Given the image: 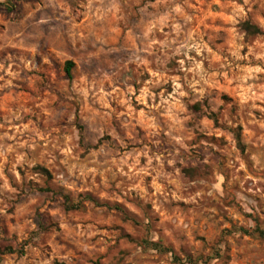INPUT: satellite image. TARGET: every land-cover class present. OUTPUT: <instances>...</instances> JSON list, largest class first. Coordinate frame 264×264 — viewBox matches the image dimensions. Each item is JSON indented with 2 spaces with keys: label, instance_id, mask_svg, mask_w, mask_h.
<instances>
[{
  "label": "clouds",
  "instance_id": "9594fccd",
  "mask_svg": "<svg viewBox=\"0 0 264 264\" xmlns=\"http://www.w3.org/2000/svg\"><path fill=\"white\" fill-rule=\"evenodd\" d=\"M0 264H264V0H0Z\"/></svg>",
  "mask_w": 264,
  "mask_h": 264
}]
</instances>
